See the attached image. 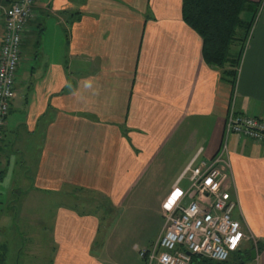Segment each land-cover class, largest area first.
I'll use <instances>...</instances> for the list:
<instances>
[{"label":"crops","instance_id":"1","mask_svg":"<svg viewBox=\"0 0 264 264\" xmlns=\"http://www.w3.org/2000/svg\"><path fill=\"white\" fill-rule=\"evenodd\" d=\"M248 1L257 11L241 17L252 24L233 84L227 65L204 61L181 0L34 1L0 140V264H41L45 248L47 264H143L138 252L158 236L150 240L145 219L132 233L119 227L120 210L150 220V206L130 197L146 175L162 176L161 155L183 156L166 192L141 191L163 220L197 152H218L230 111L264 121V0ZM13 2L0 0V47ZM227 145L234 218L264 243V142ZM254 252L241 264H264V250Z\"/></svg>","mask_w":264,"mask_h":264},{"label":"built area","instance_id":"2","mask_svg":"<svg viewBox=\"0 0 264 264\" xmlns=\"http://www.w3.org/2000/svg\"><path fill=\"white\" fill-rule=\"evenodd\" d=\"M35 0H14L4 11V33L0 47V140L6 125L9 103L20 60L25 26L31 19ZM225 136L218 152L206 160L201 151L186 167L188 188L176 199L163 202V225L155 242L138 252L143 264H192L191 256L223 263L238 252L244 242L255 244L243 223L234 218L239 210L233 197V180L227 139L238 136L264 142V121L227 115Z\"/></svg>","mask_w":264,"mask_h":264},{"label":"trees","instance_id":"3","mask_svg":"<svg viewBox=\"0 0 264 264\" xmlns=\"http://www.w3.org/2000/svg\"><path fill=\"white\" fill-rule=\"evenodd\" d=\"M256 11L255 4L248 0H181L182 21L201 38L204 61L218 69L227 65L229 69L223 71L222 77L230 84L234 82L235 69L252 24L244 22L242 14L253 12L254 15ZM234 45L239 47L238 53L235 58H230L231 47ZM255 250L256 253H261L264 243L258 241L251 244L250 248L236 252V264H241ZM191 262L218 264L199 256H191Z\"/></svg>","mask_w":264,"mask_h":264},{"label":"rangeland","instance_id":"4","mask_svg":"<svg viewBox=\"0 0 264 264\" xmlns=\"http://www.w3.org/2000/svg\"><path fill=\"white\" fill-rule=\"evenodd\" d=\"M39 40H40V35L38 37V41ZM29 41L31 43V41H34V40L30 39ZM24 51L28 53L29 58H33L34 54L30 53L31 50H30L29 43L26 45V49ZM26 58H27V56H24V60ZM166 152L168 154H170V152H168V151H166ZM173 154L176 156L171 158V162L168 161L165 153H164V155L162 154L160 157V160H159L160 166L165 165L164 167H160V169H159L160 174H162V176L160 175L158 178L156 177L157 181L151 182V180L153 179L152 175L150 176V180L148 179L149 175H146L143 182H141L139 184V186L136 187L135 195L130 197V200L139 202L143 206L144 209H147V207L150 206V220L148 219L149 213H147V211H142L141 213L134 212L136 210H132L129 205H125L124 208L120 210V214L123 216V219L118 224L119 227L123 228L125 231H128V232L130 230V232L132 233L134 227H137L138 220L145 219L146 221H148V223H150V240L151 239L155 240V238L159 235V232H160L162 225H163V220L161 219V216L157 213V209H155V202L157 200L155 198H153V196H151V195L149 196L145 193H142L141 191L149 190V187H150V190L155 191L157 194H158V192H161V191L166 192L168 190L167 188L171 184V181H172L171 178L173 176V172L175 171L178 164L183 159L182 154L179 155L178 151L174 152ZM170 164H172V165H170ZM152 171H153V169L150 170V173H152ZM184 184L185 183H183V185ZM141 194H143V195H141ZM69 200L71 201V199H69ZM74 203L77 204V201H74ZM235 214H233V216ZM125 218H127V219H125ZM249 245H247V243L245 244V246L247 248H249ZM45 250L47 252V248H45ZM46 252H44L43 260H42L41 264H47V260L49 258V255ZM236 255H237V253H233L230 255L227 262L218 263V264H236L237 263V259L235 258ZM241 255L243 256V254H241ZM250 262L251 261H249L246 264H250ZM202 264H205V263H202Z\"/></svg>","mask_w":264,"mask_h":264},{"label":"water","instance_id":"5","mask_svg":"<svg viewBox=\"0 0 264 264\" xmlns=\"http://www.w3.org/2000/svg\"><path fill=\"white\" fill-rule=\"evenodd\" d=\"M254 254H255L254 251L251 252V254L248 257H246V258L243 259V262L247 261L249 258H254Z\"/></svg>","mask_w":264,"mask_h":264},{"label":"clouds","instance_id":"6","mask_svg":"<svg viewBox=\"0 0 264 264\" xmlns=\"http://www.w3.org/2000/svg\"><path fill=\"white\" fill-rule=\"evenodd\" d=\"M86 86L87 87H90L91 86V83L89 82L88 84H86ZM69 87H70V85H69Z\"/></svg>","mask_w":264,"mask_h":264}]
</instances>
